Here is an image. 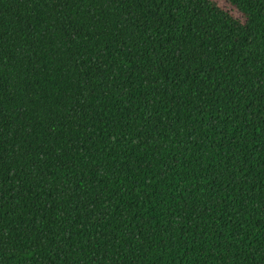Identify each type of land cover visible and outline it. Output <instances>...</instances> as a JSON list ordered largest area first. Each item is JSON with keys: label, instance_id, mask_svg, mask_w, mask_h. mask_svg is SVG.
<instances>
[{"label": "trees", "instance_id": "1", "mask_svg": "<svg viewBox=\"0 0 264 264\" xmlns=\"http://www.w3.org/2000/svg\"><path fill=\"white\" fill-rule=\"evenodd\" d=\"M0 264H264V0H0Z\"/></svg>", "mask_w": 264, "mask_h": 264}]
</instances>
